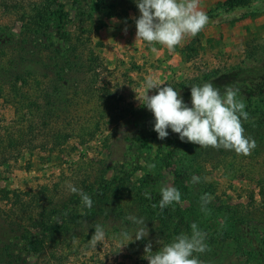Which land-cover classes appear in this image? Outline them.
Instances as JSON below:
<instances>
[{
    "label": "trees",
    "instance_id": "trees-1",
    "mask_svg": "<svg viewBox=\"0 0 264 264\" xmlns=\"http://www.w3.org/2000/svg\"><path fill=\"white\" fill-rule=\"evenodd\" d=\"M250 2L224 4L233 9ZM0 5L15 18V25L0 24V100L14 110L8 122L0 111V167L25 152L60 149L70 139L85 144L113 125L104 139L107 157L82 160L70 176L51 186L0 188V200L7 202L0 204V264H64L70 254L91 247L96 224L103 226L108 240L127 244L121 233L127 229L133 235L138 227L129 216L144 217L149 228L147 238L125 245L144 263L176 235L190 234L195 222L207 233V254L216 256L231 240L246 260L264 264V37L248 39L236 64L167 84L189 106L192 85L211 82L221 93L225 86L238 89L249 113L243 126L256 141L255 149L244 156L181 141L171 129L167 138L158 139L155 118L146 106L126 102L101 83L107 61L92 45L97 14L103 9L137 11L135 0H2ZM196 43L195 37L182 49L185 59L197 56ZM114 138L125 147L124 159L111 158ZM155 144L164 150L156 170L173 175L181 202L201 203L200 198L209 194L207 214L201 206L187 209L181 202L161 211L160 177L148 167L154 163L148 152ZM211 166L232 177L247 176L257 191L249 192L246 203L222 200L215 183L207 179ZM141 170L144 173L138 174ZM193 175L199 183L191 182ZM69 184L87 193L93 206L86 207ZM219 217L226 222L213 228L208 220ZM246 234L256 238L257 247L244 248ZM149 242L152 252L144 254ZM194 255L200 259L201 254Z\"/></svg>",
    "mask_w": 264,
    "mask_h": 264
},
{
    "label": "rangeland",
    "instance_id": "rangeland-1",
    "mask_svg": "<svg viewBox=\"0 0 264 264\" xmlns=\"http://www.w3.org/2000/svg\"><path fill=\"white\" fill-rule=\"evenodd\" d=\"M225 1L227 0H201L202 10L207 13L209 23L195 36L198 53L190 61L184 58L181 51L195 37L187 38L183 46L177 47L174 52H169L161 45H154L157 51L153 52V45L136 41L135 18L140 16L139 10L103 9L97 14L98 29L92 36V45L107 61V69L101 73V83L106 84L112 91H118L126 102L141 106L137 98L144 95L145 80L149 76L163 83L161 87H164L171 79L191 77L212 67L238 63L245 42L252 37H264V0H251L248 6L233 9H229L224 4ZM12 13L14 12L7 13L0 5V24L15 25ZM98 42H101L102 46H98ZM148 94H156V90H149ZM0 111L6 122L13 119L12 106L2 100ZM112 127L113 125L107 126L94 140L85 144H80L78 139L74 138L60 149L25 152L20 158L0 167V188L26 191L38 189L42 185L51 186L61 178L70 176L82 160L107 157L109 151L104 145V139ZM115 140L114 138V144L111 146V158L124 159L125 147L121 144L122 141ZM163 153V148L157 144L148 152L155 165L151 171L160 177L161 188L173 186V175L169 171L161 168L156 170ZM210 170L207 179L215 183L216 194L224 201L246 203L249 192L257 191L256 184L247 176L232 177L224 173L222 168L213 169L212 166ZM142 173V170L138 171V174ZM256 197L260 201L257 192ZM6 203L0 200L1 205ZM181 203L183 208L187 209L201 206L195 199ZM208 221L213 228H218L226 222L221 217L210 218ZM245 238L242 244L246 250L252 246L257 247L254 236L246 234ZM113 242L105 238L97 247L91 246L70 254L64 264H148L138 259L126 246L120 248L122 244ZM237 248L230 240L227 246L219 249L216 256L205 252L201 254L200 260L203 264H256L252 260H246Z\"/></svg>",
    "mask_w": 264,
    "mask_h": 264
},
{
    "label": "clouds",
    "instance_id": "clouds-1",
    "mask_svg": "<svg viewBox=\"0 0 264 264\" xmlns=\"http://www.w3.org/2000/svg\"><path fill=\"white\" fill-rule=\"evenodd\" d=\"M135 3L140 13V16L135 18L136 41L153 45V52L157 51L154 45H161L169 52H174L177 47L183 46L187 38L197 36L209 23L207 13L202 10L201 0H135ZM161 85L163 83L157 82L154 77H147L144 84L145 93L137 98L153 114V130L158 134V139L167 138L168 129H171L179 135L181 141L199 145L201 148L224 149L244 156L250 155L255 149V139L246 134L243 126L249 119V113L245 111L244 101L238 97V89L225 86V91L221 93L211 82L192 85L189 106L178 90L170 85ZM152 89L156 90V94L149 95L148 92ZM148 167L154 169L155 165L149 164ZM191 182L199 183L200 178L193 175ZM68 187L71 193L81 196V201L86 207L93 206V200L87 193L71 184ZM145 196L151 199L148 193H145ZM160 196L161 211L181 202V193L174 186L162 187ZM200 200L201 211L207 214L211 197L206 193ZM127 219L138 227L133 235L125 229L121 233L124 240L130 243L149 236L144 217L129 216ZM190 227V234L182 232L176 235L172 242L146 256L148 264H203L199 256L194 254L210 251L206 243L207 233L195 222ZM105 238L103 226L96 224L89 243L92 247H97ZM127 244H122L120 248ZM144 251L152 252L151 242L146 244Z\"/></svg>",
    "mask_w": 264,
    "mask_h": 264
}]
</instances>
